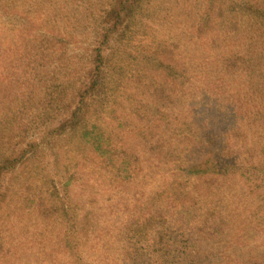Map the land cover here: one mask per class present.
<instances>
[{
    "label": "trees",
    "instance_id": "1",
    "mask_svg": "<svg viewBox=\"0 0 264 264\" xmlns=\"http://www.w3.org/2000/svg\"><path fill=\"white\" fill-rule=\"evenodd\" d=\"M48 1L54 6L59 4V0ZM19 3L20 0H0V11L13 18L25 15L26 24L31 26L29 13L33 11L22 10ZM60 7L62 9V5ZM82 8L75 10L80 18L72 15L76 24L70 21L66 11H60L66 22L72 23V30L82 33L84 48H81L85 50L81 53L82 63L69 64L76 65L70 76L51 77L58 85L49 83L46 91L17 92L22 97V100L15 97L17 103L8 100L10 75L6 71L4 53L9 48L13 50L16 42L23 57L28 59L47 57L48 53L57 56L61 47H50L46 52L43 45H37L35 38L28 36L29 28L19 24L1 27L4 41L0 37V53H3L0 60V198L3 195L7 202L23 198V203L36 202L38 206L34 211L55 220L59 228L55 236L59 247L58 254L53 256L55 261L65 253L70 264L101 263L102 257L95 251L103 248H97L96 243L103 242L108 232H100L98 236L99 233L90 231L87 225L92 219L98 220V228L103 224L98 212L105 203H108L105 209L122 218L114 229L125 253L131 257L136 249L141 250L134 259L126 258L130 262L173 264L177 258L186 262L203 260V256L177 249L185 245V237L194 234H189L191 225H181L168 216L166 202H175L193 212L203 222L198 231L208 232L211 214H215L218 206H198L186 185L190 179L198 177L200 182L192 184L195 191L201 192L200 186L206 184L204 192L209 195L206 177L213 180L216 176L239 173L247 184H255L253 176L258 178L257 189L252 188V191L254 196L258 194L262 198L264 161L252 157L262 144L256 141L246 159H235L232 156L243 153L245 145L239 136H244L246 124L230 129V137L237 138L225 143L214 129H206L205 135L196 140L199 153L190 156L183 149L186 137L180 133L184 122L177 118L174 107L159 106L147 92L151 91L154 80H170L163 92L173 95L170 88L176 87L183 106L187 96L192 102L195 96L206 95L201 93L207 88L205 81L196 86L193 78L214 77L211 84L221 93L226 86L236 91L254 86L256 98H235L240 108L251 112L247 122L255 128V121H260L256 129H264V0H104L96 3L95 13L88 3ZM173 18L180 19L179 26H166L168 33L164 37H160L163 25L147 30L145 39L139 37L144 28L156 21L161 25L170 23ZM47 31L57 38L53 29ZM172 31L176 32V39L169 34ZM67 36L72 40L74 34ZM48 39L51 41L50 37ZM30 96L35 103L30 102ZM175 103L181 107L180 103ZM129 107L135 108L137 122L141 123L138 143L143 149L140 151L138 144L135 147L125 140L128 130L120 129ZM27 108L34 110L33 124H27L30 115L25 113ZM23 114L25 116L19 119ZM69 151H73L72 157ZM168 157L174 158V171L178 173L173 174L171 188L153 193L150 205H133L131 213L123 212V204L118 205L115 199L124 202L129 193L116 190L117 187L104 194L94 186L97 192L94 197L87 195L88 182L110 173L119 185L130 186L140 176L148 175L141 167V160L160 161ZM11 177L15 198H9L4 192L7 179ZM38 183L48 184L52 194L60 195V202L50 205L41 198H29L34 189L40 188ZM73 185L80 187L78 194L72 189ZM155 201L160 202L159 207ZM78 205L83 207L78 230L72 226L67 228V218L72 221V211ZM1 245L5 248L3 240H0ZM149 250L151 252L147 253ZM173 250L175 253H171ZM121 264L127 263L122 259Z\"/></svg>",
    "mask_w": 264,
    "mask_h": 264
},
{
    "label": "rangeland",
    "instance_id": "2",
    "mask_svg": "<svg viewBox=\"0 0 264 264\" xmlns=\"http://www.w3.org/2000/svg\"><path fill=\"white\" fill-rule=\"evenodd\" d=\"M59 0V4L53 5L48 0H20V8L24 11H33L29 13L32 15L31 26L28 23L25 15H19L15 18L0 11V37L2 36L1 27H11L19 24L22 27L30 29L28 32L29 37H34L37 45H43L46 52H49L50 47H61L57 56L50 53L46 56H39L35 59H28L23 57L21 48L17 44L9 48L5 57L6 71L9 72L10 82L8 83V89L10 97L8 100L11 102H18V97L22 100V97L17 92H23L24 90H34L42 92L47 90L49 83L56 84L54 79L63 78L65 75L70 76L73 73L74 66H70V63H82L81 53L85 50L84 44L81 43L82 33L79 30H72V23L76 24L75 18L72 15H76L80 18L79 14L75 13L76 9L83 10V5L90 6L92 12L95 13L94 8L97 2H103L104 0H73L70 3L67 1ZM38 3L35 5L34 3ZM25 3V4H24ZM23 5V6H22ZM64 11L69 15V19L72 23L66 22V17L60 14L61 6ZM58 11H55L57 10ZM77 19V18H76ZM179 18L170 19V23L163 22L161 25L159 21H156L150 27L140 28L143 29L140 32L139 37L141 39L146 38L147 30L150 28H163V33L160 37H164L168 33V27L178 28ZM22 22V23H21ZM67 27L66 29L64 28ZM166 26H168L166 28ZM47 29H53L56 37L49 35ZM173 30V29H172ZM63 31V33H61ZM73 33L72 40L68 38V34ZM170 35L175 38L176 32H170ZM51 38V41L48 39ZM76 39V40H74ZM176 39V38H175ZM4 41V39H3ZM51 42V43H50ZM65 48V49H63ZM3 53H0V60ZM74 57H76L74 59ZM75 60V61H74ZM215 78H193V84L198 86V83L204 82L207 88L203 89L201 93L206 95L195 96V99L191 102L190 96L185 98V103L182 106L179 90H175L176 87H172L174 91L173 95L170 92H163V89L169 87L171 83L167 79L154 80L153 87L151 88L150 97L159 106L168 108V105L174 107L178 113L177 118L180 122H184L181 125L180 133L186 137V142L183 144V149L191 156L199 153V144L196 142L197 138L202 137L206 129H214L222 139V143L236 140L237 136L230 137V129L239 124L243 127L246 124V128L243 131L244 136H239L241 143L244 144L243 153L232 156L235 159H246L248 156V150L258 141L260 151L252 153V157L259 158L264 161V129L257 130V125L260 121H255V128L247 122L249 113L238 105V99L235 96L241 98L250 96L256 98V88L254 86L247 87L242 91L233 90L230 86L225 87V92L221 93L219 88L215 84H211ZM63 91V89L61 88ZM197 92V90H196ZM7 94V93H6ZM16 94V95H15ZM225 94V95H223ZM149 96V95H148ZM180 103L181 107L177 106L174 102ZM35 99L30 96V102L35 103ZM134 107H129L128 112L124 113V124L120 128L128 130L125 140L129 143L139 145L137 150L143 149V146L138 143L140 140V134L138 126L141 125L137 122V118L134 114ZM33 111L31 108H27L25 113H30L27 117V124H33L35 117L32 119ZM25 114L19 117L21 119ZM37 121V120H36ZM136 122V123H135ZM37 123V122H35ZM228 127L227 130H225ZM179 134V133H177ZM180 135V134H179ZM171 136V135H170ZM123 139V135H122ZM178 138H176L177 142ZM182 142V137H181ZM135 149L131 150L133 152ZM144 154L143 152H140ZM177 153V150H176ZM68 155L72 157L73 151H69ZM41 159V157H40ZM175 160L173 157L153 160L143 159L141 160V167L144 169V173L148 171L147 176H140L136 179L135 183L127 186L126 184L119 185V181L115 180L111 174L96 179L95 182H88V185L84 184L88 188L87 195L93 198L97 193L96 189L92 187H98L104 191H111L114 187L116 190L123 191V193H129V198L124 202L115 199L118 205H122V210L128 213L133 209V205H141L144 203L152 202L153 193L165 189L171 188L173 174L178 173L174 171ZM143 173V174H144ZM258 173L257 175H259ZM264 176V171H263ZM10 178V177H9ZM12 178L7 179L4 192L7 196L15 198V187L12 184ZM255 184H247L244 178L239 173H228L225 177H215L213 180L210 176L206 177L207 187L209 195L204 192L206 184L200 186V191H195L193 183H199L198 177L190 179V183L186 185L188 191H190L197 201V205L204 207L218 206L215 214H211V220L209 221L208 232L198 231V228L202 227L203 222L198 216H195L193 212L179 204L167 201L169 214L172 220L180 223L181 225H191L190 232L193 236L185 237V245L181 248H177L179 251L185 250L194 255L203 256V260L186 262L181 258H177L173 264H264V195L259 197L253 195L252 188L257 189L258 178L253 176ZM9 180V181H8ZM113 181L112 183H110ZM202 182V181H201ZM40 188L34 189L29 198L36 200L42 199L47 204H52L54 201L60 202L58 199L59 194H52V188H49L48 184L38 183ZM73 190L78 194L81 191L80 187L73 185ZM117 192V191H116ZM150 193V196H148ZM36 197V198H35ZM81 196L80 198H82ZM106 198L108 195L105 196ZM12 198V199H13ZM24 199V198H23ZM23 199L7 202L3 200V195L0 198V240L5 243L4 246H0V264H70L69 256L65 253H61L55 261L54 254H58L56 251L59 249L55 242V236L59 231L58 225L54 219L48 218V215L43 214L41 211H34V207L38 206L36 202L23 203ZM104 200L103 202H105ZM154 201V200H153ZM159 207L160 202H154ZM108 203L102 205L99 218L102 221L103 228H98V220L92 219L88 221V228L90 231H97L101 234H106L104 241L96 243V247H102L103 249H96V253L102 257L100 264H121L123 259L127 264H135L130 262L121 243L116 239L115 234L117 230L114 226H117L122 219L120 215L113 212H109L107 208ZM131 213V212H129ZM128 213V214H129ZM60 214V213H59ZM83 216V207L81 205L75 206L72 211V221H66L67 228L72 226L73 229L78 230L79 221ZM194 216V221L192 218ZM128 220L131 221L129 215ZM108 223V224H107ZM109 230V231H108ZM94 240L93 242H96ZM175 247V246H173ZM55 249V250H54ZM100 252V253H98ZM137 252H141L140 249H136L133 256H138ZM149 250L147 253H150ZM171 253H175L173 250ZM110 254V255H109ZM138 259V258H137ZM127 260V261H126ZM151 262V261H148ZM145 264V263H144Z\"/></svg>",
    "mask_w": 264,
    "mask_h": 264
}]
</instances>
